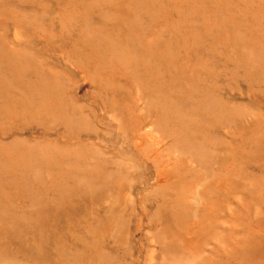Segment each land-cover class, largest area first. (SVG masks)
<instances>
[{
	"label": "rangeland",
	"instance_id": "374dc122",
	"mask_svg": "<svg viewBox=\"0 0 264 264\" xmlns=\"http://www.w3.org/2000/svg\"><path fill=\"white\" fill-rule=\"evenodd\" d=\"M0 264H264V0H0Z\"/></svg>",
	"mask_w": 264,
	"mask_h": 264
}]
</instances>
